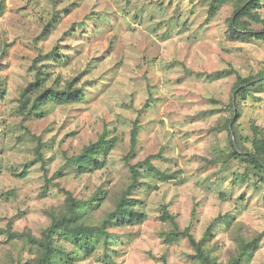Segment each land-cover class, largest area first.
I'll return each mask as SVG.
<instances>
[{"label": "rangeland", "instance_id": "1", "mask_svg": "<svg viewBox=\"0 0 264 264\" xmlns=\"http://www.w3.org/2000/svg\"><path fill=\"white\" fill-rule=\"evenodd\" d=\"M1 1L5 11L0 16V79L7 93L0 98V129L11 135L7 149L0 147V251L9 247V221L17 230L30 227L39 234L47 223L42 209L62 199L56 187L45 189L40 163L27 178L12 174L13 168L33 157L35 141L29 135L18 139L25 127L48 142V177L65 163L66 155L78 153L106 127L119 136L105 169L54 179L77 196L88 197L101 185L117 187L127 179L125 156L131 150L137 118L141 134L130 163L162 154L153 161L155 165L162 171L179 172V177L169 182L150 178L156 187L141 191L148 219L113 229L112 261L95 253L86 264H193L189 257L193 250L186 239L164 243L158 218L162 203L178 214L182 227L191 223L195 208L193 232L198 238L210 219L227 212L264 232V185L249 180L235 183L234 174L244 171L236 162L220 178L221 165H206L203 160L215 147L231 149L228 131L216 133L213 128L231 114L228 108L237 77L196 73L229 67L243 76L264 71V42L238 41L228 35L233 5L224 6L210 19L202 0ZM54 10L60 11L57 27L48 37L36 39ZM260 11L264 15V6ZM93 12H99L101 20L90 19ZM83 21L88 29L79 28L68 36V29ZM57 44L69 54L70 63L56 67L55 73L64 79L79 76L80 84L94 81L95 87L87 91L84 102L55 106L44 118L22 122L16 106L20 91L32 78L31 65ZM241 106L238 126L244 136L251 137L252 123L264 128V90H257ZM104 208L113 206L106 202ZM224 228L216 229V239L227 246L231 242ZM19 245L26 246L23 240ZM245 264H264V239L254 259Z\"/></svg>", "mask_w": 264, "mask_h": 264}, {"label": "trees", "instance_id": "2", "mask_svg": "<svg viewBox=\"0 0 264 264\" xmlns=\"http://www.w3.org/2000/svg\"><path fill=\"white\" fill-rule=\"evenodd\" d=\"M202 1L208 5L210 19L224 6L233 5V13L227 19L228 35L231 39L238 41L256 39L264 42V15L260 11L264 6V0ZM4 11L5 3L1 1L0 16ZM65 11L68 13L69 8L66 7ZM59 13L60 11L55 10L52 12L36 39L46 38L53 32L60 22ZM90 19L101 20V16L99 12H93ZM87 23L83 21L74 24L66 33L72 36L78 33L79 28L88 29L84 25ZM88 26L90 27V24ZM69 63V54L65 53L59 44L34 60L31 65L32 78L20 91L16 106L17 112L22 116V122L32 118H44L49 115L52 107L78 104L88 97L87 91L90 93L93 90L94 81L80 84L79 76L64 79L61 73H55L56 67H65ZM186 72L195 74L188 68ZM196 74L208 75L210 78L230 74L237 77L228 108L231 114L223 121L219 120L217 126L213 128L216 133L228 131L231 149L225 151L215 147L210 157H203L204 164L221 165V172L218 175L223 178V173L230 171L232 164L236 162L244 167V171L234 174L235 183L249 180L264 185V128L252 123L253 136L250 137L244 136L238 126L242 111L240 105L243 107L244 100L254 95L257 90H264V71L243 76L235 68L229 67L211 73ZM6 93L7 88L0 79V98ZM148 105L149 102L145 107ZM140 127V118H137L131 130V150L125 156L129 171L127 179L117 187L101 185L88 197L77 196L74 191L59 181L55 182L54 179H64L71 174L81 177L105 169L110 154L120 141L119 136L106 127L96 140L85 144L78 153L66 155L65 163L52 177H48L45 156L48 142L43 140L42 135L35 134L30 128L25 127L24 133L18 136L20 137L18 139L20 141L24 135H29L35 141L33 157L22 162L20 168H13L12 174L19 178H27L32 168L40 163L46 175L45 189H49L50 186L56 187L62 194V199L42 209L47 223L41 227L39 234L34 233L30 227L17 230L13 221L8 222L6 233L9 247L0 251V264H86L85 262L95 253H100L112 261L110 251L114 244L113 229L142 224L149 217L145 211L146 200L141 197L142 189L156 187L149 179L169 182L179 177V172L162 171L155 165L153 161L162 154H150L136 164L130 163L129 159L135 153L140 140ZM10 135L9 132L0 129V147L4 150L8 147L7 140ZM222 196L225 197L223 194ZM106 202H110L113 208H104ZM197 215V210L193 208L191 223L182 227L178 214L171 211L167 203H162L158 216L163 224L161 233L164 235V243L169 244L172 238L186 239L193 250L189 254L193 264H245L252 261L261 249L264 232L251 229L230 212L220 213L210 219L202 236L198 238L193 232V222ZM220 225L225 227L226 235L230 239L231 244L227 246L216 239V229H219ZM22 240L28 252L25 251V247H20L19 241Z\"/></svg>", "mask_w": 264, "mask_h": 264}]
</instances>
